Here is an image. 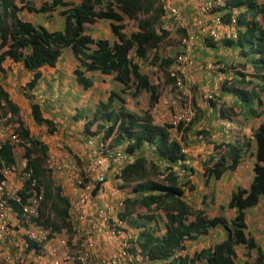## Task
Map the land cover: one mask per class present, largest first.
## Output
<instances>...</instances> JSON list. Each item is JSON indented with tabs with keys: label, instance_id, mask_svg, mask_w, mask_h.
<instances>
[{
	"label": "trees",
	"instance_id": "1",
	"mask_svg": "<svg viewBox=\"0 0 264 264\" xmlns=\"http://www.w3.org/2000/svg\"><path fill=\"white\" fill-rule=\"evenodd\" d=\"M220 8L227 10V13H221L223 16L220 14L221 19L226 20L235 15L237 24L243 25V29L237 31L234 41H222V49L234 47L243 58V61L230 65V75L221 76L219 80L222 82V89L243 103L239 114L243 117L246 114L259 117L261 111L248 104L252 100L260 103L259 92H264V2L257 5L255 0H224ZM231 8L243 10L233 14ZM23 9L45 12L47 15L56 10L62 16V25L50 29L45 24L22 18L19 12ZM161 14L157 0H43L37 6L28 0H0V68L7 56L15 61L21 60L22 65L32 72V76L24 84L26 91L31 90L40 76L39 67L43 64L53 66L62 50L69 48L77 61L73 75L76 83L82 88L91 84V79L84 71L98 69L103 73H112L115 80L125 87H131V95L135 96L143 89L147 91L149 98L148 107L141 114H136L125 107L122 97L118 101L120 105L112 107L113 93L109 94L101 104L105 108L104 115L109 120L108 123L97 122V115L94 114L92 119L84 123V132L101 133L105 139L116 132L113 139L119 140L120 144L115 147L127 155L149 143L154 146L155 154L159 157L166 158L171 163L177 159L183 160L182 149L186 144L187 132L192 127L193 117L187 125L178 122L174 127L172 122H154L151 114V108L158 102L165 88H169L170 96L175 93L173 75L169 74L174 58L171 54L158 55L159 45L169 34L168 29L163 26L164 19ZM124 17L136 20V29L127 35L122 31ZM97 19L109 21V28L116 39L110 41L106 37L93 38L85 31V24ZM175 29L180 36H184V28L176 26ZM204 43L208 47H215L209 40L204 39ZM178 52L179 50L176 53ZM132 53L155 63L158 69L155 70L156 80H150L149 75L138 68V64L132 59ZM215 62L217 63L214 71L221 74L226 71L220 59ZM182 71L185 73L183 68ZM192 86L194 87V84L189 87L193 88ZM4 106L15 113L13 128L21 139L23 155L26 157L25 170L31 169L30 177L23 181L18 193L24 198L27 197L30 178L42 183L44 195L40 202L39 216L35 220L50 225L52 232L62 231L65 226L70 239L73 238L75 234L66 221L69 199L60 193L59 184L55 191H52L48 175L50 168L44 164L49 151L47 144L30 134L29 127L23 124L22 115L18 113V105L0 87V108ZM29 106L33 121L45 124L48 131L53 132L54 122L42 116L39 104L31 100ZM190 106L193 116H197L199 108L193 96ZM226 110L229 111L228 114L235 111L233 106L220 107L219 116L224 115ZM171 127L181 134L180 139L172 136ZM226 131L237 138L233 142L213 144L215 150L222 147L225 149L220 157L214 158L212 164L205 168L206 182L211 178L219 179L228 170H235L252 141L255 142L253 179L248 188L239 186L233 190L228 202L220 204L213 217L208 216L205 209H194L184 200L183 183H179L178 171L171 164L161 168L149 154L135 156L132 160L125 157L122 160L120 173L114 176L118 185L126 192L123 197V209L118 211V215L126 220V217L135 214L142 221L139 225L143 226L135 233L134 238L132 237L134 245L128 247L130 251L150 258L157 262L156 264H196L202 259L207 264H239L236 261V246L245 245L247 256H250L251 250H256V259L242 264L263 263L264 254L261 247L255 238L246 232V211L257 205L264 195V122L252 129L251 137H247L244 132H241V135L237 132L231 133L228 124ZM120 136L126 140L124 146ZM15 162L14 144L6 139L0 145V165L13 166ZM104 165L109 168L111 160ZM189 189H193V186ZM54 198L62 205L57 204ZM211 201H214L213 197ZM202 202L205 204V196ZM51 208L58 218L51 217ZM225 208L233 209V214L226 216L223 211ZM216 227L224 231L220 241L195 252L192 256L179 253L185 249L186 241L196 240L199 236L207 234L210 228ZM123 228L127 229L126 223ZM109 238L106 236L107 240H111ZM27 248L38 250L39 246L30 241Z\"/></svg>",
	"mask_w": 264,
	"mask_h": 264
},
{
	"label": "crops",
	"instance_id": "2",
	"mask_svg": "<svg viewBox=\"0 0 264 264\" xmlns=\"http://www.w3.org/2000/svg\"><path fill=\"white\" fill-rule=\"evenodd\" d=\"M41 1L43 0H40L35 6L39 5ZM73 1L77 2L78 0ZM176 3L179 4L181 10L184 13H188L192 4L196 2H194V0H176ZM217 10L219 11V13L223 14L227 12V10H222L220 7H218ZM239 10L243 9H238V12ZM21 11H24V9ZM52 11H50V13ZM35 13H44L45 15H47L45 12ZM106 24L108 25V30H110L109 21L107 19H97L91 23H86L85 25L87 26H85V31L89 33L93 38L108 37L110 41L112 39H116L115 35L112 32L109 35L100 33L101 28L103 26L106 27ZM135 24L136 23L129 24L130 26L128 31H126L125 29H122V31L126 35L129 34L131 30L136 29ZM241 29H243V25H241ZM108 30L106 29V32H109ZM229 48L230 49L222 50L221 46L217 47V50H215L216 47L212 48L213 53L207 56V58L212 57L214 58V60H221L223 69L226 70L222 74L221 72H216L214 70V72H204V70L201 69L202 50L200 49H196L194 55L195 60H193L192 64H189L186 66V68H184L185 75H187L194 84L193 99L195 100L196 105L199 108L197 116H193L192 127L186 135V144L182 149L184 153V159H177L176 161L171 163L168 159L161 158L157 154H155L156 150L154 146L150 147V153L144 152L142 150V147H140L135 150L133 154L127 156V158H129L128 160H132L135 156L146 155L147 153L155 158L156 162L160 165L161 168L171 164L173 168L178 171L179 183H183L184 200L194 209L201 208L208 210L206 211V213L210 217L216 215L219 210L220 204H226L228 202L233 190H235L239 186L245 188H248L250 186V183L253 179V174L249 173L253 169V165L255 163V142L252 141L249 150L245 154H243L235 170H228L224 172L219 179L211 178L206 182L204 176L205 168L209 167L212 164L211 162L214 158L216 159L220 157L223 154V149H225L222 147L215 150L213 144L228 143L230 141L233 142L237 138L234 137V135L231 136L230 133H227V124L231 127V133L233 132V134H235L237 132L239 133V135H241V132H244L247 137H251L252 129L262 123L261 116H263L264 112V92H259L258 98L260 100V103L257 100H253L254 103H251L252 108L261 111L260 116L252 117L250 114H246L243 117L238 113L243 106V103L240 102L237 97L222 89V82H220L219 79L230 75L229 67L231 64L233 65L234 63L243 61V58L238 54V50L236 48ZM64 49L57 57L53 66L43 64L39 67L40 76L31 90H27V92H29V96L27 94L25 95L27 98L24 103L25 105L22 106V104L20 103V105L23 107L22 111L24 113L26 111L27 121L28 117H30L31 123H35L32 119L29 106V103L32 100L39 104V109L42 116L51 119L54 122L53 132H49L45 124L39 123H35L34 127L36 129H39L35 132L33 131L32 127H29L32 124L26 122L27 124H29V126H26L29 127L30 134L40 139L43 143L47 144L50 151L51 139H57L59 141V139H72L76 138L77 135H81L82 132L78 130L82 125L84 126V123L86 122L84 117L89 120L93 118L94 114H96L97 122L108 123L109 120H107V117L104 115L105 108L102 107L101 104L106 101L109 94L113 93V103L111 105L112 107H117L120 105L118 104V101H120L119 99L121 97L123 98L122 103L124 105H128L127 102H124V100H130V96L134 97L133 95H128L124 92L125 89L122 88L123 86L121 82L115 80L112 77V73H103L98 69L92 71H84L85 75H87L91 79V84L86 88H82L79 84L76 83L75 77L73 75V68L77 62L76 58L73 56L71 50L69 54H63ZM131 55L133 61H135L138 66L140 65V61L144 60L136 55H133V53ZM1 64L2 65L0 68V72L7 71L6 69L9 66V69L12 68L11 70H9V72H15L16 69H18L20 73L24 74L25 77L24 80H22L21 84L22 89L25 91L24 84L32 76V72L22 65L21 60L15 61L8 56L4 58ZM9 82L10 80H8V83ZM261 83L262 82H260V84ZM0 87L7 92L8 97L15 104L18 103L14 101L16 100L14 91L8 87L7 83L3 84L1 82V79ZM58 92L61 94V96L57 99ZM209 94L212 98H207V95ZM162 96L163 94L160 95L159 100L155 105H160L163 103V100L165 101V98H162ZM56 101L58 103V106H56L55 104ZM105 106L109 108V106H107L106 104ZM231 106H233L235 111L228 114L229 111L226 110V113L224 115L219 116L220 112L218 113V109L220 107L229 108ZM73 118H79V120H74ZM172 136L180 139L181 134L178 133ZM122 138L123 137L120 136L121 141ZM119 142V140H113V143L115 144H120ZM122 145L124 146V144ZM55 148H59L58 151H55L54 154L52 152L49 154V160L52 158V162L48 164L50 168L49 170L55 171L57 168L69 169L66 170L65 173H61L63 182L60 180L61 182H56L55 186H58L57 184H60L61 187H65V192L70 193V195L73 197L72 199H74V197L76 196V184L74 183V177L72 176L74 174L72 172V167L76 164H71L72 158L70 155L73 153L62 152L58 144H55ZM77 153L78 155H81V153ZM246 160L248 161L247 163L245 162ZM110 171H112V168H109L107 170V176L109 180H111V177H113L112 172ZM67 172L72 173L69 174ZM249 175H251L250 183L245 182L246 178ZM114 183L115 182H109L103 185L105 191H101V193L96 196V200H94L88 206L94 211H100V209H108V213L110 212V214H113L114 208L116 211L117 201L120 199L117 195L119 193V191H117L118 187H114ZM22 184L23 181L19 179V175L16 171H14L13 174H11V176L9 177V184L6 187V191H9L11 189H18L22 186ZM191 185L193 186V189H189ZM115 195H117V201L114 203L111 202L110 199L114 198ZM124 195L125 194H122V197H124ZM203 196L206 197L207 205L206 202L205 204L204 202H202ZM212 197L214 199L213 202L211 201ZM211 203L213 204L211 205ZM207 206H212V208L210 209V207H208V209H206ZM223 211L226 216H230L233 214V209L230 208H225L223 209ZM263 215L264 195L261 196L260 201L257 205L248 208L246 211V222L248 224L246 232H248L249 235L255 238L257 244L261 247V250L264 254V223L260 222V219L263 217ZM127 220H130L129 223H132L133 228L138 229L137 233L143 228V226L141 225L142 221L140 222L138 216H136L135 214L134 216H130L128 218L126 217V221ZM139 223L141 224L139 225ZM126 231H128L127 233H131L130 228L128 227ZM127 233L125 234V239L129 235ZM223 236L224 231L221 228H210L207 234L199 236L196 240L186 241L185 249L183 251H180L179 253H181L182 255L187 254L189 256H192L195 252H198L199 250L207 248L213 243L220 241ZM18 240L21 242L20 237L18 238ZM109 241L112 242V240ZM1 246L2 245H0V247ZM11 246L14 247L15 245L12 244L6 247L2 246V252L0 250V264H4L2 260L3 253L11 254L9 250ZM236 255L237 258L240 259L239 264H242L245 261L251 262L256 259V250H251L250 257L247 256V249L245 245H238L236 246ZM156 263L157 262L150 259V264ZM196 264H207V262L202 259ZM262 264H264V261Z\"/></svg>",
	"mask_w": 264,
	"mask_h": 264
},
{
	"label": "built area",
	"instance_id": "3",
	"mask_svg": "<svg viewBox=\"0 0 264 264\" xmlns=\"http://www.w3.org/2000/svg\"><path fill=\"white\" fill-rule=\"evenodd\" d=\"M162 10L161 18L164 19L163 26L168 30H174L176 26L184 28L185 34L181 38L183 51L174 57L170 66L169 74L173 75L174 91L170 96L169 104L172 108L171 122L175 125L183 123L187 125L192 117L190 85L193 82L183 73L182 68L191 62V46L196 34H207L216 41L221 37L235 38V18L231 17L228 22H224L220 13L215 8L221 0H194L188 13H184L176 0H157ZM169 19V20H168ZM166 20V21H165ZM180 64L179 66H177ZM206 68L211 65L207 63ZM211 98V95H207ZM8 139L12 143L18 139L17 133L7 118H0V145ZM88 143L93 144V139H88ZM91 157L86 160L82 168L75 166L77 172L73 174L76 184V196L69 201L66 214V221L71 226V230L80 239L79 245L72 253L69 243V233L66 229L59 232H52L50 225H45L43 221H36L39 216L40 202L44 195V186L37 182L35 178H30L29 190L26 198L22 197L18 190L6 191L9 184V177L13 174L14 167L0 165V245H21L27 248L30 241L35 242L39 249H30L34 254L33 261L21 263L19 254H2L4 264H38L42 262L39 256L47 257L48 261L40 264H66L70 260L78 261L79 264H93L92 248L100 237L121 239L122 245L110 257L105 264H150V258L133 253L128 249L130 245L124 239L128 232L123 226L125 219L120 218L118 209L113 214L108 213V209L94 211L88 205L96 200L105 184L111 182L107 170L112 168V175L120 173V164L127 157V153L116 147H110L108 141L99 140L94 143ZM53 157V156H52ZM26 162V157L24 156ZM52 160V158H51ZM111 160V166L105 167V163ZM116 161H120L117 163ZM25 179L30 177L31 169L25 170ZM73 166V165H72ZM24 179V180H25ZM117 184V183H116ZM96 192H94V190ZM105 191V190H104ZM119 191V190H117ZM119 204H123L122 199ZM115 209V208H114ZM20 237L14 242V236ZM78 238L76 244L78 242ZM14 242V243H13ZM2 246L0 249H2ZM2 252V251H1Z\"/></svg>",
	"mask_w": 264,
	"mask_h": 264
},
{
	"label": "rangeland",
	"instance_id": "4",
	"mask_svg": "<svg viewBox=\"0 0 264 264\" xmlns=\"http://www.w3.org/2000/svg\"><path fill=\"white\" fill-rule=\"evenodd\" d=\"M28 1H30L34 5H36L40 0H28ZM255 1L257 3H260V4H262L264 2V0H255ZM236 9L237 8H233V10L235 12L237 11ZM20 16L25 17V18H30L33 22L45 23V25H47L50 29L56 28V27H60L61 24H62V16L59 15L56 10L52 11L47 16L44 13L28 12L26 9H24V11L20 12ZM135 21H136L135 19H130V18L124 17V19H123L124 27L122 29H125L126 31H128L129 30V26H130L129 24H131V23L134 24ZM85 26H87V25H85ZM106 29L108 30V25L107 24H106V27L103 26L101 28L102 31L100 30V33L101 34L104 33V35L111 34V31L108 30L109 32H106ZM168 32H169L168 38L164 39L161 42V44L159 45V47H158V55L159 56H164V54H168V55L171 54L170 56H173L180 49V37L181 36L178 33V31L176 29H174V30H168ZM201 47L202 48H200V50H202V55L201 56H202L203 62H210L213 65H215L217 62H215L216 60H214V58H212V57L207 58V56L211 55V53H213V51L210 50L209 48L205 47V46H201ZM170 48H171V51H170ZM221 50H222V48H221ZM64 53H68L69 54L70 53V49H64L63 54ZM138 68L142 72L147 73L149 75V77H150V80H153V81L156 80L155 70L157 69V67H156L155 63H152L149 59H147V60L144 59V60L140 61V65L138 66ZM11 69L12 68L9 69V66H8L7 69H6L7 71L0 72V79H1V82L3 84L7 83L8 87L14 91V94L16 95V100H14V101H16V103L17 102L19 103V104L17 103L18 104V113H20L22 115V118L24 117L23 124L29 126V124H27L26 122L31 123V119H30V117H28V121H27L26 120V117H27L26 116V111H25V113L22 111V109H23L22 106L25 105L24 104L25 100H27V98L25 96L27 91L26 90L24 91L22 89V84H21V82H22V80H24L25 76H24L23 73H20L18 71V69H16L15 72H9V70H11ZM213 70H212V72H214ZM204 72H206V71H204ZM8 80H10L9 83H8ZM122 86H123L122 88L125 89L124 92L127 93L128 95H131L130 94L131 87L127 88V87L124 86V84H122ZM190 89H191V92H192V95H193L194 88H190ZM168 91H169V88L168 89L165 88L164 91L161 93V94H163L162 98H165V101L162 99L163 100L162 104L155 105V107L151 108L152 120L155 121V122H171L172 110H171V107H170V104H169V98L170 97H169ZM60 96H61V94L58 92L57 93V99ZM131 98H132V100H131ZM124 102H127V104H128V105L125 104L126 108H128L129 110L135 112L136 114H141L148 107L147 92L142 89L137 95H135L134 97L130 96V100H126V101L124 100ZM20 103L22 104V106L20 105ZM251 103H254V101L253 100L250 101L248 105H251ZM55 104H56V106H58L57 101H56ZM14 116H15V113L13 112V110H11V109H9V108H7L5 106L0 108V118H7V121L10 122L11 127H14ZM73 119L74 120H79V118L78 119L73 118ZM84 119H85V121L88 120L85 117H84ZM261 121L264 122V112H263V116H261ZM31 124L32 125L29 126V127L30 128L32 127L33 131L36 132L37 130H39V129H36L34 127L35 123H31ZM83 127L84 126L82 125L81 128L78 130V131H80L82 133H81V135H77L76 138H72V139L64 138V139H59V141L57 139H51L50 140L51 151L50 150L48 151L47 158L44 161V164H45L46 167L49 168L48 164L50 162H52V160L51 159L49 160V158H48L49 154L51 152L54 154V152L58 151V149H59V148H55V144H58L60 146V149L62 150V152H64V153H68V152L73 153V154H70L71 158H72L71 164L72 163L76 164L78 166V168H82L83 167V164L85 163V161L87 159H89L91 157V153L94 150L93 149L94 146L92 144L88 143L87 140L88 139H93L94 143H97L100 140V137L102 135L101 133H98V134H87L86 132L83 131ZM170 130H171V134L172 135L178 134V131L175 130V128L171 127ZM111 135H112V136H110L111 139H109V141H108L109 146H110L111 143L114 145L113 137L116 135V132H113ZM124 139L125 138H122L123 142L121 144H124V142L126 143V140H124ZM20 140L21 139L18 138V139H16L13 142V144H14V154H15V157H16V163L14 164V170L19 175V179L24 181L25 177H24V174L22 172L24 170L23 169V167H24L23 162L25 161V158H24V155H23V147H22V145L20 143L21 142ZM56 142H59V143H56ZM117 145H119V144H116V145L110 146V147H115ZM151 146H152L151 144L147 143V144H145L142 147V150L144 152L150 153L149 151H150V147ZM77 152L81 153V155H78ZM247 160L245 161L246 163L248 162ZM66 170H69V169H67V168H61V169L57 168L55 171H52V170L49 171L48 175H49V178H50V182H51V185H52V191L53 192L57 188L55 186V183L62 181L63 177L61 178V173H65ZM72 172L75 174L77 172V170H73ZM72 172H70V173H72ZM67 173H69V172H67ZM251 173L253 174L252 170L250 171L249 174H251ZM250 178H251V175H249L246 178L245 182H249L250 183V181H251ZM72 182H73V180H72ZM111 182H115L114 183V187H118L119 193L117 195L119 196L120 199L117 201V198H116L117 195H115L114 198H111L110 200H111V202H114V203L117 201V206H118L117 209H122L123 205L119 204V201L121 199H122V201H124L123 197H122V194H125L126 192L121 188V186L116 184V182H117L116 180L111 179ZM65 190H66L65 187H61L60 188V193L62 195H64V196H66L69 200H72L73 197L70 195V193L65 192ZM54 200L57 202V200L55 198H54ZM57 204L62 205V203L59 202V201L57 202ZM212 204L213 203H211V205ZM208 207H210V209L212 208V206H207L206 209H208ZM206 211H208V210H206ZM130 216H134V214L129 215V217ZM51 217L58 218V215H56L54 213V209L51 210ZM129 221L130 220H127L126 224H127V227L130 228V232L131 233H127L130 236L128 235L126 237V243L128 244V246L131 245V247H132V245H134V244H133V242L131 240H133L132 237L134 238L135 233H137L138 229L133 228L132 223H129ZM139 221L141 222L140 218H139ZM260 222L264 223V215L260 219ZM63 228L65 229V226ZM64 229H62V230H64ZM76 237H77L76 235H74L73 238L71 237V239L69 237V243L71 245L72 253H74L73 251L77 248V246L79 245V242H80V241H78L77 244H76V241H74L76 239ZM17 238H18V236L15 235L14 236V242L17 241ZM109 239H111L112 242L107 240L106 237L103 238V237L99 236V239H97L96 242L94 243L93 248H92V262H93V264H105L110 259V257L116 252L118 246H120V243L124 242V241H122L119 238L118 239L109 238ZM124 239H125V237H124ZM18 245H15L14 247L11 246L9 248L10 253L19 254V257L21 259V263H23V262L26 263V262L33 261V257L35 255L31 254V252H30V250L28 248H24L23 246H21V245L18 246ZM121 245H122V243H121ZM0 250L2 251V249H0ZM39 258L42 260V262H39L38 264L48 261L47 257L39 256ZM66 264H79V263H77L75 260H70ZM126 264H132V263L127 262Z\"/></svg>",
	"mask_w": 264,
	"mask_h": 264
},
{
	"label": "clouds",
	"instance_id": "5",
	"mask_svg": "<svg viewBox=\"0 0 264 264\" xmlns=\"http://www.w3.org/2000/svg\"><path fill=\"white\" fill-rule=\"evenodd\" d=\"M222 1L223 0H221L220 1V3L217 5V6H221L222 5ZM257 5H260V3H257V2H255ZM217 6H216V8H215V10H216V12H218L219 13V11L217 10ZM237 11L235 12L234 10H233V8H231V13H233V14H237L238 13V8L236 9ZM227 13V12H226ZM221 14V13H220ZM225 14V13H224ZM222 15V14H221ZM223 16V15H222ZM231 17H234L235 18V15H232ZM230 17V18H231ZM230 18H228V19H226V20H224V19H222L224 22H228L229 21V19ZM235 21H236V19H235ZM241 29V25H239V24H237V22L235 23V34H236V37H237V31H239ZM205 37V38H204ZM236 37L235 38H226V37H221V38H219L218 40H216V41H214V40H212V38L210 37V36H208L207 34H202V35H199V34H196V36L193 38V44H192V46H191V54H190V57H191V62H190V64H192V62H193V60H194V55H195V51H196V49H200L201 48V46L202 45H204L205 47H207V48H209L210 50H212L213 51V49L212 48H215L216 47V49L215 50H217V47H220V46H223V44H222V41L223 40H235L236 39ZM181 38H182V36L180 37V44H181V49H179V52L181 53L182 51H183V46H182V43H181ZM205 39V41L206 40H209L211 43H214V45H215V47H208V46H206V44L204 43V39ZM196 44V45H195ZM198 46V47H197ZM224 47V46H223ZM178 52V53H179ZM178 53H175L173 56H172V58H174L175 56H176V54H178ZM207 63H209L210 65H211V67L210 68H206V64ZM187 65H189V64H187ZM187 65H185L184 67H183V69L184 68H186V66ZM201 69L202 70H204V71H206V72H210V71H212L214 68H215V65H213L212 63H210V62H203V60L201 61ZM170 66H171V64H170ZM193 96V95H192ZM192 96H191V99H192ZM212 98V97H211ZM170 99V98H169ZM109 139H110V137H108V138H104L103 137V135H101V137H100V140H104V141H109ZM93 146H94V144H92ZM49 158H50V155H49ZM88 160V159H87ZM85 163H86V161H85ZM84 163V164H85ZM84 164H83V166H84ZM77 166V165H76ZM12 167H14V165L12 166ZM72 169L73 170H76L75 169V166H73L72 167ZM114 176L115 175H113V177H111V179H114ZM115 180V179H114ZM117 184H118V182H116ZM23 185V184H22ZM22 187V186H21ZM20 187V188H21ZM20 188H18L17 190H19ZM96 190L97 189H95L94 190V192H96ZM122 205H124V201H123V204ZM123 209V208H122ZM121 209H118V211H120ZM131 246V245H130ZM236 261H237V263H239V261H240V259L239 258H237L236 259Z\"/></svg>",
	"mask_w": 264,
	"mask_h": 264
}]
</instances>
